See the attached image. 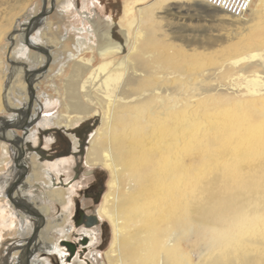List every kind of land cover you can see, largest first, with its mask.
Returning <instances> with one entry per match:
<instances>
[{"label":"bare ground","instance_id":"bare-ground-1","mask_svg":"<svg viewBox=\"0 0 264 264\" xmlns=\"http://www.w3.org/2000/svg\"><path fill=\"white\" fill-rule=\"evenodd\" d=\"M163 1L171 3L177 0ZM26 2L28 4L30 0ZM129 7L130 4H127L128 16L133 13ZM48 12L32 16L23 33H18L14 26V33L7 37L8 49L13 47L16 54L26 56V47L35 49L37 56L30 53L27 58L38 60L40 66L54 60V55L31 39V34L43 23ZM138 13L139 26L129 42L126 40L128 31H123L113 37L109 34V37L104 36L98 48L101 57L125 53L122 60L96 64L95 57L82 59L80 67L86 78L76 83L69 94V100L75 98L81 103L83 99L95 115L101 116L93 129L86 133L85 138L89 141L85 155L89 167L102 166L111 175L109 190L103 196L102 205L96 209L98 217L112 228V242L105 252L107 264H264V179L249 178L241 191L228 194L223 193V189L230 188L231 184L220 186V179L217 178L211 180V185L206 184L208 192L203 200L196 192L199 131L203 128L204 132L216 134L212 143L217 147L227 145L237 131L234 128L240 126L236 122L232 124V130H227L214 118L213 90L201 85L209 80L205 74H209L210 69L205 65L208 61L210 64L211 54L197 49H174L175 52H172L174 45L165 42L161 48L157 47L156 41L151 38L154 31H144L142 26L158 24L159 18H154L152 11L146 12L143 8L138 9ZM248 24L245 22L239 28L241 31L244 28L243 32L224 36L222 40L226 45L223 48L229 50L236 36L249 35L255 30ZM179 57L186 62V66L177 62ZM10 60L15 65L13 75L17 73L21 76L25 64L19 65ZM34 71L27 69L24 72L28 77ZM166 74L175 76L171 85L160 79ZM32 81V78L29 79L27 86L21 84L19 88L20 95L25 96L27 108L39 89V84ZM249 83H252V88L247 90L249 99L231 102L236 106L255 103L254 108L257 103L262 104L260 117L253 115L251 119L252 124H257L264 119V81L257 77ZM28 86L31 96L26 93ZM1 91L0 88V106L3 97L9 109H16L10 105L7 94L2 96ZM74 106L75 109L78 107ZM37 114L36 110L22 128L27 130V125ZM7 128L10 127L7 126L0 137L7 142L15 141L17 135L14 131H7ZM69 128L66 126L64 129L69 133ZM70 136L77 140L75 134L70 132ZM3 145L0 147L7 155L8 148L6 150ZM186 147L193 148L187 163L183 158ZM19 148V153L24 154L25 147L19 145ZM43 162L32 155L33 173L23 181L20 187L24 188L19 190L26 202L33 201L28 192L32 185L38 183L46 188L51 200L64 205L65 191L56 182V177L52 179L46 170L52 172V169L59 176L60 172L71 167V163L60 160L47 166L48 163ZM23 168L26 173L25 164ZM259 168L260 171L249 169L248 172L264 173V163ZM16 194H12L11 200L18 205L21 203L14 200ZM23 205L28 212H35L25 202ZM45 217L41 233L50 226V229L60 226L57 221L54 226L49 225ZM95 230H82L83 236L90 238L89 250L99 240ZM41 235L38 236L42 242L37 251L65 253L58 244ZM29 245L24 251L32 256L35 245ZM30 257L24 260L25 264H44ZM62 264L67 263L62 260ZM78 264H84V261Z\"/></svg>","mask_w":264,"mask_h":264},{"label":"rangeland","instance_id":"rangeland-1","mask_svg":"<svg viewBox=\"0 0 264 264\" xmlns=\"http://www.w3.org/2000/svg\"><path fill=\"white\" fill-rule=\"evenodd\" d=\"M132 2L134 3L131 5ZM127 4H130L129 8L133 11L130 16L127 15ZM140 8L146 12L152 11L154 18H159L158 24L147 23L142 26L144 31H154L151 38L156 41L157 47L161 48L165 42L174 45L172 52H175L174 49H197L211 54L210 64L208 61L205 65L210 69V73L205 74V78L209 80L201 85L213 90L211 94L216 111L214 118L217 124L227 130H232L231 126L236 122L240 125L234 128L237 129L236 133L224 146H214L212 141L216 134L211 131L204 132L203 128L199 131L196 148L199 153L196 192L201 194L203 200L208 192L205 190L206 184L211 185V180L217 178L220 179V186L231 184L230 188L223 189V193L228 194L241 191L249 178L264 179V173L248 172L249 169L260 171L259 167L264 163V119L257 124L251 123L253 115L255 118L260 117L263 105L257 103L254 108L255 103L236 106L231 102L249 99L247 90L252 88V83H249L252 79L259 77L264 81V0H255L250 14L242 20L233 19L198 0H177L171 3L163 0H30L28 4L26 0H0V88L2 96L7 94L5 96L10 98V105L17 107L10 110L2 97L0 136L8 126L10 128H7V131H14L17 138L13 142H7L0 137V146L4 143L6 150L8 148L5 155V150L0 147V264H25L24 260L31 255L24 249L29 244L32 247L39 234L56 244L63 239H69L72 235L68 230L74 229L71 217L77 200L89 210L96 211L102 205L103 196L109 190L111 175L102 166L89 167L85 155L89 141L85 138L86 133L93 129L101 116L95 115V111H92L83 99L81 103L75 98L69 100V94L76 83L86 78L80 67L82 59L95 57L96 64L122 60L125 53L114 57H101L98 55V48L104 36L106 38L108 34L113 37L128 31L126 40L132 39L135 29L139 26ZM47 11L49 12L45 14V20L32 32L31 39L48 49L51 55H54V60L40 66L38 60L27 58L30 53L37 56L35 49L26 47V56L23 53L16 54L13 47L8 49L7 37L14 33V26L18 33H23L24 26L32 16L37 17V13L43 14ZM245 22H249L248 26L255 27V30L249 35L236 36L233 47L224 49L226 44L222 38L243 32L244 28L242 31L240 29ZM44 57L47 55L44 54ZM10 59L19 65L25 64L22 66L21 76L17 73L13 75L15 65ZM202 60L204 62L205 58ZM177 62L186 66V62L180 57ZM27 69L30 72L36 70L33 75L27 77L24 72ZM124 75L125 73L123 77ZM31 78L33 84H39V89L36 91V99L34 98L36 101H33L35 107L27 108L25 96L20 95L19 88L21 84L27 86ZM160 79L171 85L175 76L166 74ZM26 93L31 96L29 86ZM74 104L78 106L76 109ZM36 110L38 114L27 125L29 131L26 133L22 129L23 124L27 123L28 113L32 115ZM67 119L68 122L65 123ZM66 126L70 127L69 133L64 129ZM70 132L76 135L77 140L71 138ZM19 145L25 147L26 154L19 153ZM184 150L183 158L187 163L193 148L186 147ZM32 155L44 161L43 163H48L47 166L60 160L71 163V167L60 172L59 176H56L52 169V172L46 170L52 179L56 177V182L65 191L67 196L64 205L51 200L46 188L38 183L32 185L28 192L33 201L26 202L20 191L24 187L20 186L33 173ZM45 156L49 158L46 159ZM24 164L28 169L26 173ZM96 177L103 181V192L95 205L83 195V191ZM11 190V195L18 192L14 197L15 201L18 200L22 204L25 202L27 207L46 215L49 225L54 226L57 221L61 223L60 226L53 229H50V226L42 233L36 234L38 217L19 207V204H14L9 197ZM103 221L106 222L107 230L101 244L98 236V243L87 250L88 260H74L71 264H78L79 261H84V264H107L105 252L112 242V228L107 221ZM47 253L35 252L30 259L41 260L44 264L59 263L60 258Z\"/></svg>","mask_w":264,"mask_h":264},{"label":"flooded vegetation","instance_id":"flooded-vegetation-1","mask_svg":"<svg viewBox=\"0 0 264 264\" xmlns=\"http://www.w3.org/2000/svg\"><path fill=\"white\" fill-rule=\"evenodd\" d=\"M45 158L47 159L49 157L45 156ZM102 192H103V181L100 178L96 177L94 181L84 189L83 195L85 194L88 197V199L92 200L93 203L96 205L98 204L99 199L102 197ZM19 206L21 208L25 207L22 203L19 204ZM36 212L39 214L38 216L39 223L37 224L35 228V232L36 234H38L41 232L43 225H45L46 217L45 215H43V213H41L38 210H35V212H31V213L37 214ZM71 219L73 220L74 229L70 228L69 233L71 232L72 236L69 239H63L58 243L59 247L65 253L64 254H59L57 252L51 253V254H55L58 258H60L58 264H62V260H64L67 264H71V262L74 260L75 261L76 260H84V261L88 260L86 253L90 246V238L83 236L82 230H95L96 229L95 231H98L99 237H100L99 244H101V240L104 239V233L107 230L106 222H104L98 217V215L96 214V211L85 208L84 206L80 204L79 200H77L74 206L73 215ZM39 237H40V234H39ZM39 237H38L37 242L34 243L35 247H34L33 253L39 252L37 251V247L42 242V240Z\"/></svg>","mask_w":264,"mask_h":264},{"label":"built area","instance_id":"built-area-1","mask_svg":"<svg viewBox=\"0 0 264 264\" xmlns=\"http://www.w3.org/2000/svg\"><path fill=\"white\" fill-rule=\"evenodd\" d=\"M203 4L219 9L229 17L242 20L254 7L255 0H200Z\"/></svg>","mask_w":264,"mask_h":264},{"label":"water","instance_id":"water-1","mask_svg":"<svg viewBox=\"0 0 264 264\" xmlns=\"http://www.w3.org/2000/svg\"><path fill=\"white\" fill-rule=\"evenodd\" d=\"M34 98H35V96H34V97L32 96V100H31V102L29 103V106H28L29 108L32 107V104H33L32 102H33ZM29 116H30V113H28L27 118H29ZM17 128H18V126H17ZM22 129L25 130L26 133L28 132L26 129H24V128H22ZM11 192H12V191L9 192V197H10V198H12ZM36 213H37V212H36ZM32 214H33V213H32ZM37 214H38V213H37ZM37 214L34 213L33 215L38 217L39 214H38V215H37ZM29 247H30V245H29Z\"/></svg>","mask_w":264,"mask_h":264}]
</instances>
